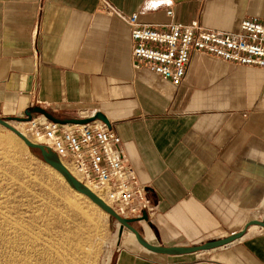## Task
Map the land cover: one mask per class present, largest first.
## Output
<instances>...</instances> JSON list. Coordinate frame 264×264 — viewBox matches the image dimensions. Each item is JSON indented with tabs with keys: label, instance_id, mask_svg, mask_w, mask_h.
Instances as JSON below:
<instances>
[{
	"label": "crops",
	"instance_id": "1",
	"mask_svg": "<svg viewBox=\"0 0 264 264\" xmlns=\"http://www.w3.org/2000/svg\"><path fill=\"white\" fill-rule=\"evenodd\" d=\"M107 1L161 31L199 21L234 34L244 20L264 23V0ZM98 2L0 0V116L36 106L60 119L106 116L154 207L134 224L151 244L198 246L264 222L262 69L195 53L175 86L135 67L129 25L98 14ZM112 264H264V229L183 256L152 253L125 230Z\"/></svg>",
	"mask_w": 264,
	"mask_h": 264
},
{
	"label": "built area",
	"instance_id": "2",
	"mask_svg": "<svg viewBox=\"0 0 264 264\" xmlns=\"http://www.w3.org/2000/svg\"><path fill=\"white\" fill-rule=\"evenodd\" d=\"M97 13L119 16L130 27L132 60L148 67L175 86L186 77L192 56L204 53L235 66L258 67L264 73V23L244 20L234 34L204 28L199 21L172 23L166 31L140 22L139 14L119 13L107 0H99ZM169 17L173 12H167ZM33 138L45 143L64 162L70 161L83 182L103 189L109 206L123 218L154 214L146 188L125 157L123 142L106 124L60 125L37 115L27 122Z\"/></svg>",
	"mask_w": 264,
	"mask_h": 264
},
{
	"label": "rangeland",
	"instance_id": "3",
	"mask_svg": "<svg viewBox=\"0 0 264 264\" xmlns=\"http://www.w3.org/2000/svg\"><path fill=\"white\" fill-rule=\"evenodd\" d=\"M12 124L33 138L29 132L28 125L18 122H13ZM15 139V136L9 130L0 125V215H4V217L0 216V222L2 223L7 218L4 223H0V241L3 242L0 243V264H14L15 262V264H112L114 255L119 247L118 223L95 209L85 198L76 197L73 190L56 176L55 172L43 161L39 152L24 146L23 148L22 145L17 144V140L15 142ZM33 139L38 142V139ZM66 165L72 170L75 169L70 161H66ZM96 193L105 199V195L101 191H96ZM65 197L67 201L72 200V203H77L81 212L83 214L86 213L87 217L77 212L79 216L75 210V213H73V209L68 205ZM63 200L66 202H63ZM6 220L7 223L5 224ZM14 223H18L16 230ZM26 229H30L32 233ZM16 232H20V235ZM35 233H39V235L37 234L36 236ZM2 234H6L10 239ZM90 234L91 236H89ZM26 237H30L29 239L31 240H26ZM33 237H35V240ZM12 239L17 242L16 244L14 243L15 245L11 243L14 242ZM40 239L41 241H39ZM35 241L36 243L38 242L37 245ZM28 243L31 244L29 245ZM9 246L10 250L8 249ZM66 247L68 251L64 250ZM38 248L41 250L39 251ZM86 248L91 250L90 255L85 254L84 249ZM80 251H83V253ZM13 255H16V257L14 258ZM29 256L32 261L29 260ZM109 257H111L110 261H108Z\"/></svg>",
	"mask_w": 264,
	"mask_h": 264
},
{
	"label": "water",
	"instance_id": "4",
	"mask_svg": "<svg viewBox=\"0 0 264 264\" xmlns=\"http://www.w3.org/2000/svg\"><path fill=\"white\" fill-rule=\"evenodd\" d=\"M24 117H9L2 118L0 117V125L7 130L13 132L17 135L24 144L31 150L39 152L43 161L51 166L54 170H56L67 182L69 187L74 191L84 195L87 197L93 204L98 206L103 212L109 215L110 218L115 220L119 224L118 230V239L119 242L125 232V230L129 231L135 237L136 241L146 250L164 256H183L189 254H195L200 252H208L215 249H219L222 247H226L237 240L241 239L248 231V229L252 226H259L264 229V222L258 220H252L249 222L241 232L233 234L227 238L210 241L202 245L198 246H176V247H165L154 245L145 240V238L141 235V233L134 227V224L145 221H149V215L147 212H144L141 217L138 218H123L119 214H117L105 201H103L97 194L91 191L85 184L77 180L71 172L67 169V167L63 164L60 157L54 153L50 148L45 145L34 143L30 141L23 133H21L15 126H13V122L25 123L30 122L35 115H42L47 118L49 121L60 124V125H87L94 123L96 121L103 122L109 128H111L110 121L104 116L102 113H96L94 116L90 118H70V119H60L47 110L36 106L31 110H27L24 114Z\"/></svg>",
	"mask_w": 264,
	"mask_h": 264
},
{
	"label": "bare ground",
	"instance_id": "5",
	"mask_svg": "<svg viewBox=\"0 0 264 264\" xmlns=\"http://www.w3.org/2000/svg\"><path fill=\"white\" fill-rule=\"evenodd\" d=\"M25 125H28V123L27 122H25L24 123ZM19 130V129H18ZM21 133H23V135H25L30 141H32V142H34V143H38V144H42V145H45V143H43V141H41V140H39L38 139V142H36L33 138H31V137H29L28 136V134L27 133H25L24 131H21V130H19ZM11 132V131H10ZM11 134H13V136H15V142H16V140H17V144H20V145H22V147L24 146L25 148H28L25 144H24V142L17 136V135H15L13 132H11ZM36 139V138H35ZM13 140V139H12ZM11 140V141H12ZM13 142V141H12ZM15 145V144H14ZM6 146V145H5ZM23 147V148H24ZM29 149V148H28ZM27 150V149H26ZM63 162V164L67 167V169L71 172V174L77 179V180H79L80 182H82L83 184H85L84 182H83V179H82V174L79 172V171H77V170H75V169H70L69 168V166H67L66 165V162L64 163V161H62ZM49 166V165H48ZM49 168L52 170V171H54L55 172V174H56V176H58L68 187H69V185L67 184V182L65 181V179L56 171V170H54L51 166H49ZM15 174V173H14ZM64 184V185H65ZM91 191H93L95 194H97L103 201H105V203H107L108 204V202H107V200H106V197H105V199L101 196V195H99L98 193H96V191H101L104 195H105V192H104V190L103 189H97V188H95V187H93V186H91V185H89V184H85ZM96 190H94V189ZM73 190V189H72ZM73 192H74V194H75V196L76 197H78V198H85L88 202H90L94 207H95V209H97V210H99V211H101L102 213H104L107 217L109 216L108 214H106L105 212H103L98 206H96L95 204H93L87 197H85L84 195H82V194H80V193H78V192H76V191H74L73 190ZM57 196V195H56ZM68 199H69V197H67ZM61 199V198H60ZM65 200H66V197H65ZM65 200H63V202L65 201ZM67 201V200H66ZM65 201V202H66ZM72 201V200H71ZM71 201H67V203H68V205L73 209V213H75L74 212V210L76 211V213L77 212H80L83 216H85V217H87L85 214H83L82 212H81V209L77 206V203L76 204H74V203H72ZM90 204V205H91ZM64 205V204H63ZM79 205V204H78ZM109 205V204H108ZM69 206H67V207H69ZM93 207V208H94ZM70 210V209H69ZM72 211V210H71ZM85 211V210H84ZM100 212V213H101ZM3 213V212H2ZM0 214H1V212H0ZM3 214H5V213H3ZM78 215H79V213H77ZM76 214V215H77ZM0 216H3L4 217V215H0ZM80 216V215H79ZM78 218V217H77ZM94 218V217H93ZM4 219V218H3ZM5 219H7V218H5ZM5 219L2 221V223H4V221H5ZM83 219V218H82ZM85 219V218H84ZM78 220V219H77ZM88 220V219H87ZM16 222V221H15ZM19 222V221H18ZM1 223V222H0ZM1 223V224H2ZM7 223V220H6V222H5V224ZM21 223H22V221H21ZM30 223V222H29ZM36 223V222H35ZM97 223V222H96ZM15 224V223H14ZM31 224V223H30ZM18 226V223L17 224H15V230H16V227ZM22 225V224H21ZM23 225H24V223H23ZM77 225V224H76ZM90 225H91V223H90ZM119 225V224H118ZM1 226V225H0ZM3 226V225H2ZM14 226V225H13ZM26 227V226H25ZM28 227V226H27ZM34 227V226H33ZM38 227V226H37ZM19 228V227H18ZM30 228V227H29ZM81 228H83V227H81ZM88 228V227H87ZM19 229H21V227L19 228ZM39 229V228H38ZM85 229V228H84ZM21 230H23V229H21ZM21 230H20V232H21ZM26 230H29L30 231V229H26ZM26 230H24V231H26ZM80 230V229H79ZM88 230V229H87ZM20 232H16V233H18V235H20L19 233ZM83 232V231H82ZM91 232V231H90ZM24 233V232H23ZM28 233V232H27ZM30 233H32V231H30ZM84 233V232H83ZM87 233H89V232H87ZM26 234V233H25ZM24 234V235H25ZM38 235H39V233H37ZM37 234L35 233V235L37 236ZM3 235V234H2ZM1 235V236H2ZM4 235H6V234H4ZM3 235V236H4ZM87 235V234H86ZM85 235V236H86ZM7 236V235H6ZM15 236V235H14ZM13 236V237H14ZM22 236V235H21ZM20 236V237H21ZM27 236V235H26ZM32 236H34L33 234H32ZM31 236V237H32ZM61 236V235H60ZM89 236H91V234L89 235ZM8 238H9V236H7ZM12 237V238H13ZM23 237H25V236H23ZM28 237V236H27ZM26 237V238H27ZM40 237V236H39ZM52 237V236H51ZM72 237V236H71ZM1 238V237H0ZM8 238H7V240H8ZM26 238H23V239H26ZM30 238V237H29ZM29 238H27L26 240H28ZM34 238V240H35V237H33ZM32 238V239H33ZM37 238V237H36ZM42 238V237H41ZM89 238V237H88ZM10 239V238H9ZM14 239V238H13ZM12 239V240H13ZM19 239V238H18ZM22 239V238H21ZM20 239V240H21ZM45 239V238H44ZM66 239V238H65ZM73 239V238H72ZM6 240V239H5ZM15 240H17V238H15ZM29 240H31V239H29ZM37 240V239H36ZM59 240V239H58ZM14 241V240H13ZM22 241V240H21ZM33 241V240H32ZM38 241V240H37ZM39 241H41V239L39 240ZM53 241V240H52ZM67 241V240H66ZM65 241V242H66ZM2 241H0V243H1ZM7 242V241H6ZM19 242V241H18ZM55 242V241H54ZM3 243V242H2ZM10 243V242H9ZM11 243H13V245H15L17 242L16 241H14V242H11ZM15 243V244H14ZM20 243V242H19ZM22 243H23V241H22ZM25 243V242H24ZM35 243H36V241H35ZM34 243V244H35ZM38 243V242H37ZM37 243H36V245H37ZM40 243V242H39ZM67 243H69V242H67ZM7 244V243H6ZM29 245L31 244V243H28ZM33 244V243H32ZM41 244V243H40ZM74 244V243H73ZM3 245V244H2ZM5 245V244H4ZM55 245V244H54ZM1 246V245H0ZM7 246H8V244H7ZM18 246V245H17ZM19 246H21V244H19ZM42 246H44V245H42ZM41 246V247H42ZM69 246V245H68ZM15 247V246H14ZM33 247H34V245H33ZM37 247H39V246H37ZM36 247V248H37ZM46 247V246H45ZM48 247V246H47ZM55 247V246H54ZM72 247V246H71ZM7 248V247H6ZM17 248H19V247H17ZM25 248V247H24ZM23 248V249H24ZM30 248H32V247H30ZM29 248V249H30ZM77 248V247H76ZM9 250H10V246H9V248H8ZM13 249H15V248H13ZM20 249V248H19ZM28 249V248H27ZM58 249V248H57ZM61 249H63V248H61ZM83 249V248H82ZM81 249V250H82ZM31 250V249H30ZM38 250H39V248H38ZM41 250V249H40ZM39 250V251H40ZM55 250V249H54ZM64 250H67V247H66V249H64ZM12 251V250H11ZM24 251H25V249H24ZM28 251V250H27ZM32 251H33V249H32ZM37 251V250H36ZM48 251V250H47ZM68 251V250H67ZM73 251V250H72ZM79 251V250H78ZM84 251L86 252L85 254H87V255H90L91 254V250L90 249H88V248H86V249H84ZM22 252V251H21ZM26 252V251H25ZM29 252H31V251H29ZM38 252V251H37ZM41 252H43V251H41ZM80 252H82L83 253V251H80ZM33 253V252H32ZM38 253H40V252H38ZM45 253V252H44ZM43 254V253H42ZM63 254V253H62ZM68 254V253H67ZM84 254V255H85ZM17 255V254H16ZM16 255L14 256V258L16 257ZM30 255V254H29ZM60 255H61V253H60ZM86 255V256H87ZM18 256V255H17ZM25 257H26V255H24ZM31 256V255H30ZM30 256H29V260H30ZM39 256H41V255H39ZM23 258V257H22ZM22 258H19V259H22ZM28 258V257H27ZM26 258V259H27ZM31 258H32V256H31ZM34 258V257H33ZM37 258V257H36ZM42 258V257H41ZM54 258V257H53ZM59 258V257H58ZM110 258L111 257H109V260L108 261H110ZM12 259V258H11ZM17 259V258H16ZM18 259V260H19ZM25 259V258H24ZM60 259V258H59ZM64 259V258H63ZM66 259V258H65ZM12 261H13V259H12ZM14 261H15V259H14ZM30 261H32V259L30 260ZM29 261V262H30ZM34 261H35V258H34ZM43 261V260H42ZM66 261V260H65ZM45 262V261H44ZM16 263V262H15ZM14 263V264H15ZM25 263V262H24ZM35 263H36V261H35ZM48 263V262H47ZM72 263V262H71ZM33 264V263H32ZM37 264H39V263H37ZM74 264V263H73Z\"/></svg>",
	"mask_w": 264,
	"mask_h": 264
}]
</instances>
